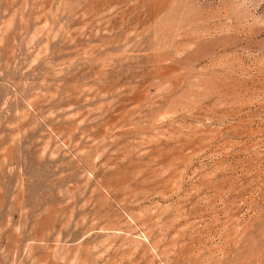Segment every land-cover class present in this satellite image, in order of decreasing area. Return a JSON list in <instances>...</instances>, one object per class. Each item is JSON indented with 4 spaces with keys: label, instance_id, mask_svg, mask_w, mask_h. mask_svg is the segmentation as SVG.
Listing matches in <instances>:
<instances>
[{
    "label": "rangeland",
    "instance_id": "374dc122",
    "mask_svg": "<svg viewBox=\"0 0 264 264\" xmlns=\"http://www.w3.org/2000/svg\"><path fill=\"white\" fill-rule=\"evenodd\" d=\"M0 264H264V0H0Z\"/></svg>",
    "mask_w": 264,
    "mask_h": 264
}]
</instances>
